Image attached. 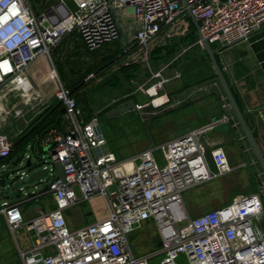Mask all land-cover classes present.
<instances>
[{"label": "built area", "instance_id": "2783aa9c", "mask_svg": "<svg viewBox=\"0 0 264 264\" xmlns=\"http://www.w3.org/2000/svg\"><path fill=\"white\" fill-rule=\"evenodd\" d=\"M71 2L73 11L65 9L60 1L56 7L36 16L27 0H0V90L8 84L26 81V68L40 58L49 59L50 49L68 33L76 31L88 51L121 40L114 17L116 10L131 9L134 25L131 43L121 40L117 58L123 61V66L133 59V48L142 52L147 64L153 47L172 37L177 20L188 16V11L198 23L200 47L204 40L209 45H233L264 25V0ZM162 71V68L151 71L148 80L135 91H141L149 99L144 104L135 103V111L149 107L157 114L167 107L169 101L164 93L167 81L162 79ZM51 76L57 78L55 74ZM92 78L93 74H89L85 81ZM55 99L64 107L67 131L50 128L34 137L38 149L47 154L41 168L47 171L45 177L50 178L46 190L25 195L23 202L0 203V215L9 231L14 234L24 227L28 234V248L18 247L22 264H149V257L132 255L126 239L127 234L148 220L153 222L161 243L163 258L159 264H180L181 256L186 264H264V223H261L264 213L259 193L237 195L226 205L192 218L183 203L184 191L232 172L224 150L208 149L203 138L218 122L145 149L129 159L116 160L112 153L94 154L105 145L97 119H80L76 98L60 83ZM32 148L26 144V149ZM156 150L160 151L162 166L153 155ZM13 151L14 140L0 134L1 168L4 162L15 163ZM26 159L30 163L28 155ZM12 172L13 166L0 175L4 186L14 181ZM23 177L24 172L19 179ZM43 178L38 182H43ZM73 186L78 187L81 200L77 199ZM21 190L16 200L20 199ZM44 194L53 195L55 209L24 222L20 205ZM95 197L103 198L107 215L70 231L63 213Z\"/></svg>", "mask_w": 264, "mask_h": 264}, {"label": "rangeland", "instance_id": "374dc122", "mask_svg": "<svg viewBox=\"0 0 264 264\" xmlns=\"http://www.w3.org/2000/svg\"><path fill=\"white\" fill-rule=\"evenodd\" d=\"M60 1L62 0H27L28 4L37 10L36 16H38V12L45 13ZM63 1L67 5V9L73 11L74 8L71 0ZM36 6L38 7L36 8ZM114 17L122 34V40L130 44L134 26L131 16L127 14V11L121 13V11L116 10L114 11ZM177 22L183 29L188 25L185 17H180ZM185 32L189 34L185 38L181 37L183 35L180 31L177 32L179 34L177 36H180L182 42H174L177 39L173 38L172 44H176L171 46L172 50L170 53L157 58H152L151 55L148 57V62L150 65H153L155 71L163 69L161 74L162 79L170 82L172 81L171 77L173 78L172 83L174 82V84L170 89L171 95L180 86L178 84L186 85L192 81H196V79H201L204 77L203 73L208 72V68H210L204 48L197 45L199 37L197 32L192 29H185ZM119 44H121V40L104 46L96 52H98V55H105L109 52V49L118 48ZM209 46L212 49L219 48L218 44H211ZM185 48L187 50L184 51ZM90 55L92 56V53ZM177 72L180 73V78L174 80ZM115 76V74L110 73L98 83V86H96L97 81H94L95 83H91L90 87L83 93L85 114L97 119L98 127L105 140V145L102 148L96 149L94 154L112 153L116 160H126L145 150V148L150 147L151 143L155 147H158L160 143L171 140L174 136L181 135L203 123L198 120L188 121L186 118L187 114L195 111L198 107V103L195 100L149 119H144L135 110L108 118L103 112L113 107L120 100H124L128 95H133L134 102L139 104H144L149 100L141 91L135 92L141 85L139 80L129 83L121 79L120 85L114 87L110 84L111 78H117ZM30 83L31 81L26 76V81L8 84L0 90V112L7 118V121H4L0 117V134L6 135L10 140H17L32 122V118L24 113L26 110H29L26 104L30 102L27 93L28 84ZM166 84L168 85V83ZM44 89H48V87ZM199 102L207 104L206 99H201ZM214 107L216 106L214 105ZM248 124L251 126V122H248ZM213 132L217 135H225L228 140L222 146V149L227 155L232 172L224 178H219L200 186H194L182 193L183 203L189 216L192 218L224 206L235 195L243 194L244 190H250L251 192L249 193H259L264 213V190L261 192V187L254 177L255 168L251 167L250 164L253 157L244 154V148L248 149V145L246 142L239 141L242 133L239 132V135L233 133L230 126L224 124L218 125ZM260 132L264 133L262 127L260 128ZM26 144H31L33 148L26 149ZM26 155L30 157L31 167L26 166ZM153 155L158 165L162 166L163 161L160 151H154ZM15 157L16 161L14 164L4 162V168L0 167V175H4L13 166L11 176L14 178V181H9L6 186L0 187V203L4 201H7L9 204L23 202L26 200L25 195L38 194L50 181V178L44 177L43 182L34 181L28 183L29 176L40 170L44 165L43 161L47 159V154L38 149L36 142H34V137L20 146ZM56 167L59 171L61 170L59 165H56ZM22 172L26 174V177L19 179V175ZM262 184L264 185V182ZM20 188L22 190L19 200L7 199V196L15 194ZM73 189L77 199L81 200L78 187L73 186ZM54 209L55 203L52 194L35 197L20 205L24 222H29L41 213H47ZM87 212H92L95 215L86 216ZM63 215L67 221L69 230L75 231L94 222L96 218L106 216L107 206L103 198H93L89 201L77 203L72 208L66 210ZM261 223H264V216ZM126 239L130 251L135 258L149 257V264L160 263L163 258V255L160 254L161 243L151 220L142 222L133 232L126 235ZM28 246L29 240L25 228L22 227L12 234L0 215V264H22L18 255V247L21 250H26ZM178 262L186 264L183 256L179 258Z\"/></svg>", "mask_w": 264, "mask_h": 264}, {"label": "crops", "instance_id": "0c3cea01", "mask_svg": "<svg viewBox=\"0 0 264 264\" xmlns=\"http://www.w3.org/2000/svg\"><path fill=\"white\" fill-rule=\"evenodd\" d=\"M63 3L65 4L64 1ZM58 4L59 3H57L52 7H56ZM37 7L38 6H36V8ZM65 7L64 8L67 9L66 4ZM30 8L32 12L37 15V10H35L33 6L32 7L30 6ZM126 11L127 14L131 16V9H127ZM123 12L124 11H121V13ZM42 14L44 13L38 12V16ZM182 17H185L188 22V25L185 29L187 30L190 29V24H192L191 19L189 18V16H182ZM185 29L180 27L177 22L175 27V32L172 35V37L168 40H160V43L157 46L153 47V49L155 48L171 49L172 48L171 46L172 45L174 46V44H176V43L172 44L173 38L177 39L174 40V42L175 41L182 42V40H180L181 39L180 36H177L179 35L177 34L178 31H180V33L183 35L181 37H186L189 35L187 34V32H185ZM195 32H197L196 28H195ZM119 40L117 41L119 42ZM122 41L121 44H119L118 48L109 49V52H107L105 55L103 54L98 55V52L88 51L85 48L79 34L76 31L64 35L61 38V40L50 49L49 59L45 57L40 58L26 68L24 74L28 77V79L32 82V84L39 89V93L43 98V101L37 106V109L33 113L30 112L29 114L28 111L39 101V99L38 98L35 99V95H33L31 87L28 86L27 93H28V99L30 101L29 102L30 106L29 104H26V106L27 108L30 107V109L28 111L26 110V112L24 113H26L28 117L30 116L32 118L31 121H34L46 109L50 107H53L54 109L55 107L59 106L60 104L57 105L58 102L55 99V92L58 89V83H60L65 89L69 90L71 94L74 92L72 95L77 100L82 101L84 99L83 93L85 92V90H87L90 87L89 85L91 83H95L94 81H97L96 86H98V83H100V81H102L110 73L115 74L116 75L115 77L119 78V76H121L120 69H122V67L137 66L135 72H129V74H132V77H130L129 80L126 82L134 83L135 81L139 80L141 84H143L145 81L148 80L151 71H154L155 69L153 65L149 64V62H147L146 64L145 58L142 52L138 48L132 49L131 56L133 57V59L130 61L129 65L123 66L122 65L123 61L117 58V56L121 52ZM185 50L187 49L185 48L184 51ZM213 50H220V52L216 55L217 62L220 65V68L228 82V85L236 99V102L246 120L248 127L253 132L254 139L264 158V133L262 134L260 132L261 127L264 130V25L260 27L258 30L254 31L252 34H250L246 39L240 42H237L233 45L226 47L219 46V48H215ZM91 53L92 56L90 55ZM164 53L165 52L163 51L162 55ZM209 67L210 68H208V72L207 71L204 72L203 73L204 77L201 78L205 81L199 82L198 80L201 79L198 80L196 79V81H192L191 83H188L186 85L178 84L180 86L177 88L176 91L172 92V95L170 89L171 86L174 84V82L172 83L173 78L171 77L172 81H170L171 80L170 79L169 80L170 82H166L168 83V85L166 83H165L166 85H164V93L167 95V99L169 101L167 107L161 112L155 114L154 116L170 111L181 105H186L192 102L193 100H195L198 103V107L195 109V111H192L190 114H187L186 118L188 121L198 120V121H202L203 123L200 124L199 126L189 129L188 131L182 133L181 135L174 136L173 139L185 135L193 130L202 127H207L209 124H214L218 122V124L212 125L211 128H209L204 133L203 138L207 141L208 149L214 147L222 148V146L228 142L226 136L219 134L217 135L213 131L220 124L229 125L231 131H233L232 121H231L232 116L231 113L227 114L226 112L223 111V109L220 107L219 101L215 98L214 93H210L209 87L205 86V82L215 78V73L211 64ZM52 74H55L57 78L56 79L52 78V76L50 78V75ZM89 74H93V78L88 81H85V78ZM179 76L180 73L177 72V74L174 77V80L180 78ZM45 87H48V89H44ZM187 90H190V94L184 98V101L186 100L187 103H182V104L176 103L173 99V96H179L181 94L186 95ZM132 97L133 95H128L127 97H125V99L127 98L133 99ZM201 99H206L207 104H201L199 102ZM119 102H121V100ZM119 102H117L116 104H118ZM214 105L216 107H214ZM84 110L85 109L81 107V116H79L80 119L87 121L89 119L95 118L93 116L91 117L87 116ZM55 113L59 118V124L56 129L61 132H66L68 125L66 121L63 119L64 107L61 106V109L55 111ZM151 114L154 113L151 112ZM147 116L148 115L146 114L143 118L149 119L154 117V116L151 117H147ZM226 118L230 119V121L225 122L224 119ZM248 122H251V126L248 124ZM254 133L256 134L254 135ZM151 147H155V146L152 145L151 143V146L145 149ZM246 151L247 149L244 148V154L249 155L246 154ZM253 163H254V159L250 162V164L252 165ZM210 167H212L211 163H210ZM254 168H255L254 177L256 178L260 187L264 190L263 187L264 185L262 184L264 182V179H259L260 170L258 167L254 166ZM244 191L243 194L251 192L250 190H247L245 192ZM237 195H241V194H237ZM93 214L94 213L92 212H87L86 216H93ZM98 219L101 218H96V220Z\"/></svg>", "mask_w": 264, "mask_h": 264}, {"label": "water", "instance_id": "95a60500", "mask_svg": "<svg viewBox=\"0 0 264 264\" xmlns=\"http://www.w3.org/2000/svg\"><path fill=\"white\" fill-rule=\"evenodd\" d=\"M188 16L191 19L192 24L198 30V23L196 20L191 16V14L188 11ZM203 48L205 50V53L210 60L211 66L214 70L215 73V78L205 82V86L209 87V92L214 93L215 98L219 101L220 107L223 109L224 112L231 113L232 116V130L234 133H239L241 132V137L239 138L240 142H246L248 145V149L246 151V154H249L253 157L254 163L251 165V167H258L260 176L259 179H264V158L257 146V143L254 139L253 132L250 130L248 127L246 120L236 102V99L228 85V82L220 68V65L218 64L216 60V55L220 52V50H213L210 48L209 44L204 40L203 41ZM190 94V90L186 91L185 94H181L179 96H173V99L176 103L182 104V103H187V101H184V98L187 97V95ZM82 101L80 100L79 102V108L81 109V103ZM60 103L58 102L57 105ZM134 105L135 102L133 99H129L126 102L120 103L116 105L114 108L110 109L107 111L105 114L108 118H111L113 116H118L123 113L131 112L134 111ZM172 109V108H170ZM142 117H144L146 114L148 115L147 117L154 116L155 114H151V109L149 107H145L139 111ZM63 119L65 120L64 116ZM41 119L37 122L39 123ZM66 121V120H65ZM35 123L32 125L26 132L22 135V138H25L27 135H29L34 127L37 125ZM99 130V128H97ZM16 142H14V145ZM45 152V150H44ZM27 167H31V164L28 162L26 164ZM47 174L46 170H38L34 173H32L29 176L28 183L34 182V181H40L42 177H45ZM5 185V182L3 180L0 181V187H3ZM46 187H44L41 191H45ZM18 193L16 192L13 195L8 196L9 199H18Z\"/></svg>", "mask_w": 264, "mask_h": 264}, {"label": "trees", "instance_id": "16d2710c", "mask_svg": "<svg viewBox=\"0 0 264 264\" xmlns=\"http://www.w3.org/2000/svg\"><path fill=\"white\" fill-rule=\"evenodd\" d=\"M190 29H192L193 31H195V28H194V25L193 24H190ZM186 37H188V36H186ZM171 50H172V48L171 49L155 48V49L152 50V52L150 53V55H151L152 58L153 57L154 58L162 57L163 51L165 52L163 54V56H164L165 54L167 55V53H170ZM111 59H113V58H111ZM216 60H217V58H216ZM209 62H210V60H209ZM136 69H137V66L122 67V69H120V72H121L120 75H121V77L120 78H114V77L111 78V84L110 85H112L114 87H117V85H120L121 79L123 81H128L129 78L132 77V74H129V72H135ZM198 81L199 82H202V81H205V80L201 79V80H198ZM79 102L80 101L77 100L78 106H79ZM81 103L83 105L84 99L82 100ZM116 105L117 104H115L111 108L106 109L103 113L105 114L107 111H109L110 109L114 108ZM61 106L62 105L60 104L59 106L55 107L54 109H53V107H50V108L46 109L40 116H38L34 121H32V123L28 126V128H30L32 125H34L35 123H37L41 119V121L39 123H37V125L34 127V129L32 130V132L29 135H27L25 138H22V135L26 132V130H28V128H26L21 133V135L18 137V139L14 141V142H16V144L14 145L13 155H16L18 153V151L20 149V146L24 142L29 141L31 138H33L35 136H41V135L45 134L50 128H57L58 127L59 118H58L57 114L55 113V111L60 110L61 109ZM81 107L83 108V106H81Z\"/></svg>", "mask_w": 264, "mask_h": 264}, {"label": "bare ground", "instance_id": "6f19581e", "mask_svg": "<svg viewBox=\"0 0 264 264\" xmlns=\"http://www.w3.org/2000/svg\"><path fill=\"white\" fill-rule=\"evenodd\" d=\"M50 78H51V75H50ZM29 86L31 87V90L33 92V95H35V99H39V101L28 111V113L30 114V112H34L36 109H37V106L43 101V98L41 97L40 93H39V89L34 86L32 84V82L29 84ZM0 117L4 120V121H7L6 119V116H4V114H2V112H0Z\"/></svg>", "mask_w": 264, "mask_h": 264}, {"label": "flooded vegetation", "instance_id": "af4514ba", "mask_svg": "<svg viewBox=\"0 0 264 264\" xmlns=\"http://www.w3.org/2000/svg\"><path fill=\"white\" fill-rule=\"evenodd\" d=\"M129 99H131V98L124 99V100H122L121 102H119L118 104L123 103V102H126V101L129 100ZM118 104H117V105H118Z\"/></svg>", "mask_w": 264, "mask_h": 264}]
</instances>
